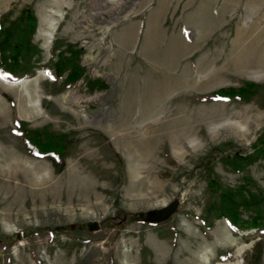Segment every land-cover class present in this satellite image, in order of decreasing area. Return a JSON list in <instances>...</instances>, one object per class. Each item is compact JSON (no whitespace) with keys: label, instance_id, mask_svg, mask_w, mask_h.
<instances>
[{"label":"rangeland","instance_id":"1","mask_svg":"<svg viewBox=\"0 0 264 264\" xmlns=\"http://www.w3.org/2000/svg\"><path fill=\"white\" fill-rule=\"evenodd\" d=\"M23 11L36 19L39 53L32 77L0 73V264H264V235L206 216L216 201L207 175L235 198H264V156L239 171L223 163L264 138V68L236 67L264 64V0H0L5 27ZM240 31L250 32L241 43ZM173 36L190 47L181 56ZM231 45L236 57H225ZM68 48L80 50L83 75L63 88L51 67ZM165 74L169 91L150 101L147 87ZM249 84L247 102L205 98ZM15 121L60 141L58 168L27 153ZM168 128L192 138L173 151ZM175 199L166 221L142 220Z\"/></svg>","mask_w":264,"mask_h":264},{"label":"trees","instance_id":"2","mask_svg":"<svg viewBox=\"0 0 264 264\" xmlns=\"http://www.w3.org/2000/svg\"><path fill=\"white\" fill-rule=\"evenodd\" d=\"M36 19L31 11H23L13 22L4 26L0 19V73L5 80L17 82L34 75L31 58L38 54V50L31 46V37L35 32ZM80 50L68 48L56 55V60L51 67L55 79L62 78L63 88H69L83 75V70L78 64ZM255 85H245L240 89L219 90L206 96L211 100H237L247 102L250 99ZM21 121H15L14 126L19 132L27 153L38 158H47L54 168H58L64 159V148L60 141L54 139L44 130H27ZM253 146L251 155L240 157L234 155L231 159H224L223 163L229 164L233 171L243 169L244 165L264 156V148L259 147L264 143V138ZM206 184L216 194V201L209 202L206 207V216L224 219L231 230L238 232L255 231L264 235V198L245 196L240 194L235 198L233 193L221 191L215 180L206 176ZM250 213L246 219L242 218V211ZM205 223L204 219H201ZM146 264V263H142Z\"/></svg>","mask_w":264,"mask_h":264},{"label":"bare ground","instance_id":"3","mask_svg":"<svg viewBox=\"0 0 264 264\" xmlns=\"http://www.w3.org/2000/svg\"><path fill=\"white\" fill-rule=\"evenodd\" d=\"M258 13V12H257ZM156 22V21H155ZM153 25H151V27H152ZM157 26V25H156ZM155 28H157V27H155ZM253 34V33H252ZM128 36H130V34H129V32H123L122 33V35L120 36V38H122L121 39V41H123L124 42V39H126V37H127V39H128ZM236 38H235V41L236 40H238V42L240 41V43H241V37H249L250 36V32L249 31H244V32H242L241 33V31H240V33L238 34V33H236ZM154 37L155 38H157V33L154 35ZM174 37V36H173ZM158 39V38H157ZM48 40V39H47ZM169 42H171V44L172 45H170L171 47L173 46L174 48H176V53L178 54V56H181L182 55V51H188L189 49H190V47H189V45L188 44H184V42H183V44H181L182 43V40H180L179 38H177V37H174V38H172V39H170V41ZM151 43V42H150ZM190 44V43H189ZM193 44V43H192ZM194 45V44H193ZM191 46V48H193L194 46ZM256 45L254 44V43H252V45H251V48H254L255 50L257 49L256 47H255ZM154 47H156V46H154ZM231 47V52H229L228 50L227 51H225L224 52V55H225V57H231V55H232V57H234L233 55H235V54H237V48L239 47H237L236 48V46L235 45H231L230 46ZM172 49V48H171ZM234 51V52H233ZM154 52H155V55L156 54H158V50H154ZM261 52V51H260ZM234 53V54H233ZM262 53V52H261ZM263 54V53H262ZM261 54V55H262ZM172 55H170L169 57H168V60H167V62H165L164 64H163V68H165L166 66V69L165 70H170L171 69V67H172V60L170 59V57H171ZM206 56V55H205ZM235 57H236V55H235ZM259 60V59H258ZM236 61V60H235ZM242 61V60H241ZM233 63V62H232ZM239 64H237L236 65V67H237V69L239 70V71H241V72H253L254 74L255 73H258L259 71H261V69H263L264 68V64L263 63H254V62H252V61H244V62H242V63H240V62H238ZM155 64V67H157V68H159L160 70H162V71H164L162 68H161V63H154ZM156 65H160L159 67L158 66H156ZM208 62H207V57L205 58H203V62H200V63H198V66H197V70H196V72H197V79L199 80L201 77H200V74H203L204 72H206L207 70H208ZM182 70V78H184L185 79V77H188L189 76V69L187 68V69H185V68H181ZM172 71V70H171ZM171 71H169V72H171ZM168 72V73H169ZM170 76H171V74H170ZM255 76V75H254ZM254 76H252V77H254ZM172 77V76H171ZM171 77H169L168 75H166L165 74V77L163 78V80L162 81H160V79H159V82H158V84L157 85H151V86H149V87H147V89H146V91H148L149 93H150V91H151V93L149 94V96L150 97H153V98H155V99H151L150 101H156L157 100V98L160 96V95H162V94H167V92L169 91V86H170V84L172 83V78ZM213 83V81L212 80H210V81H208V82H205V83H203L205 86H208V85H211ZM9 84V83H8ZM148 96V94H147V97H149ZM146 97V98H147ZM152 112H154V111H149L148 113H152ZM165 127L166 126H164V129H165ZM173 131H171L169 128L168 129H166V135H167V137L169 138V142H170V146H171V148H172V150L173 151H179L180 150V145H181V142H182V140L183 139H188L189 137H190V135L191 134H189V131H188V129H185V128H181V129H179L178 131H176L175 133H172ZM190 138H192V136L190 137ZM145 142L146 143H148V142H150V141H147V140H145Z\"/></svg>","mask_w":264,"mask_h":264},{"label":"water","instance_id":"4","mask_svg":"<svg viewBox=\"0 0 264 264\" xmlns=\"http://www.w3.org/2000/svg\"><path fill=\"white\" fill-rule=\"evenodd\" d=\"M178 206V200L175 199L172 202H170L167 206L162 207L160 209H154L147 213L145 216V220H150L154 222H163L167 220L177 209ZM140 216H143L141 213ZM99 225L95 222H92L91 224H87V230H96L98 229ZM18 238V236H16Z\"/></svg>","mask_w":264,"mask_h":264},{"label":"flooded vegetation","instance_id":"5","mask_svg":"<svg viewBox=\"0 0 264 264\" xmlns=\"http://www.w3.org/2000/svg\"><path fill=\"white\" fill-rule=\"evenodd\" d=\"M142 220H145L143 217H142ZM147 220V219H146Z\"/></svg>","mask_w":264,"mask_h":264}]
</instances>
